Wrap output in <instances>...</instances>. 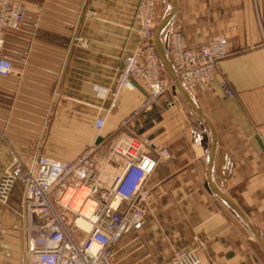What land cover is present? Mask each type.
<instances>
[{
	"label": "crops",
	"instance_id": "1",
	"mask_svg": "<svg viewBox=\"0 0 264 264\" xmlns=\"http://www.w3.org/2000/svg\"><path fill=\"white\" fill-rule=\"evenodd\" d=\"M18 1L21 26L4 30L0 51L12 63L0 76V174L14 157L72 159L98 136L119 133L120 120L144 97L142 86L111 95L122 58L137 43L139 0ZM172 2L156 0L155 47L157 26ZM166 26L179 29L188 47L227 37L228 54L214 80L191 98L213 126L212 184L264 241V0H175L161 48ZM75 37L88 44L75 45ZM220 78L233 96L223 94ZM170 92L176 94L173 106L155 105L127 129L167 143L171 157L144 183V224L124 233L112 258L163 264L183 248L204 264H264L248 225L208 189L210 124L190 113L175 83ZM97 117L104 118L98 133ZM21 200L15 184L8 204L0 203V264H26Z\"/></svg>",
	"mask_w": 264,
	"mask_h": 264
},
{
	"label": "built area",
	"instance_id": "2",
	"mask_svg": "<svg viewBox=\"0 0 264 264\" xmlns=\"http://www.w3.org/2000/svg\"><path fill=\"white\" fill-rule=\"evenodd\" d=\"M23 8L18 0H0V51L4 30L18 29ZM135 19L137 43L121 61L111 91L144 89L140 104L119 122V133L101 137L70 160L34 154L27 162L14 157L0 174V203L8 204L15 184L22 189L25 220L26 264H111L115 247L124 233L145 222L144 183L161 161L171 157L169 145L127 129L155 105L171 107L176 94L153 38L157 25L156 0H139ZM75 45L87 40L75 37ZM163 53L181 84L191 96L209 88L221 60L228 54V41L218 34L197 47H188L179 29L166 26ZM12 69L0 54V76ZM226 97L234 95L224 78L217 80ZM167 94V96H165ZM104 118L93 127L98 133ZM87 225L83 228L80 223ZM163 264H204L192 249L177 248Z\"/></svg>",
	"mask_w": 264,
	"mask_h": 264
},
{
	"label": "water",
	"instance_id": "3",
	"mask_svg": "<svg viewBox=\"0 0 264 264\" xmlns=\"http://www.w3.org/2000/svg\"><path fill=\"white\" fill-rule=\"evenodd\" d=\"M175 8V0H173V2L169 5V7L167 8V10L164 12L159 25L157 26L156 29V49L159 53L161 62L163 64V66L165 67L168 75L170 76V78L173 80V82L175 83V85L181 90V92L183 93L185 99L189 102V104L192 106V108L195 110V112L206 122H208L211 126L212 132H213V126L211 125L209 119L201 112V110L198 108V106L194 103V101L192 100L191 96L184 90L182 89V87L180 86V83L178 81V79L176 78L170 64L169 61L167 59V57L165 56V54L163 53V49L161 48L159 41H160V36H161V32L163 27L165 26V24L167 23V20L170 16V14L172 13L173 9ZM101 136H98L95 140L96 143H98L99 141H101ZM215 145V135L214 132L212 134V138H211V145L209 148V154H208V162H207V169H208V182H209V186L208 189L212 192H214L215 194H217L224 202H226L227 204H229L232 208H234V210L239 214V216L241 217V219L248 225L249 229L251 230L253 236L255 237V239L257 240V242L259 243L260 247L262 250H264V241H262L260 235L258 234L257 230L255 229V227L253 226V224L250 222L249 218L247 217V215L237 206V204L230 199L224 192H222L220 189H218L216 186H214L211 182V168H210V164H211V160H212V155H213V148Z\"/></svg>",
	"mask_w": 264,
	"mask_h": 264
},
{
	"label": "rangeland",
	"instance_id": "4",
	"mask_svg": "<svg viewBox=\"0 0 264 264\" xmlns=\"http://www.w3.org/2000/svg\"><path fill=\"white\" fill-rule=\"evenodd\" d=\"M168 74V73H167ZM168 77L170 78V76L168 75ZM189 103V102H187ZM188 108H189V111L190 113L196 117L197 116V113L195 112V110L192 108V106L190 104H188ZM170 258V257H169ZM167 258L164 262H167V260L169 259ZM129 263H132V261H129ZM111 264H128V261L126 260H118L117 258H112V261H111Z\"/></svg>",
	"mask_w": 264,
	"mask_h": 264
},
{
	"label": "bare ground",
	"instance_id": "5",
	"mask_svg": "<svg viewBox=\"0 0 264 264\" xmlns=\"http://www.w3.org/2000/svg\"><path fill=\"white\" fill-rule=\"evenodd\" d=\"M80 225L83 227V228H85V229H87L88 227H87V225L86 224H84V223H80Z\"/></svg>",
	"mask_w": 264,
	"mask_h": 264
}]
</instances>
